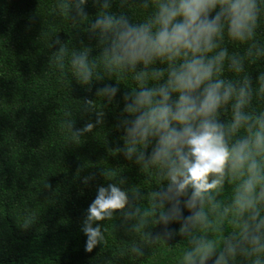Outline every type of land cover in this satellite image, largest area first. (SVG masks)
<instances>
[{
    "label": "trees",
    "instance_id": "16d2710c",
    "mask_svg": "<svg viewBox=\"0 0 264 264\" xmlns=\"http://www.w3.org/2000/svg\"><path fill=\"white\" fill-rule=\"evenodd\" d=\"M61 2L0 0V264H173L192 251L198 239L215 242L217 252L223 251L239 232L232 223L234 214L224 211L232 203L234 185L226 181L219 192L211 193L214 199L203 204L206 228L197 224L180 231L183 218L191 214L184 207L185 198L179 205L180 217L167 222L161 218L172 202L157 195L168 187L160 166L137 163L135 155L128 160L122 152L113 154L124 147L123 129L117 124L122 118V94L137 87L134 73L124 74L111 103L96 96L104 84H116V76L103 67L104 44L89 32L98 7L87 0L84 18L74 12L61 14L56 7ZM111 10L139 23L151 6L144 9L141 0H127L121 7L119 0H113ZM57 38L60 44L55 43ZM256 39L264 42V19ZM61 46L69 50L63 69L53 62ZM225 46L230 53L244 50L227 39ZM85 47L91 49L89 61L97 65L94 77H103L94 78L91 85L79 84L68 63L73 50ZM165 66L157 62L148 71ZM246 70L255 87L264 59L246 65ZM85 99L94 101L96 111L103 109L104 120L91 132L76 136V129L96 120L95 111H85ZM247 110L264 111V99L254 96ZM218 118L227 123L230 113ZM243 134L241 130L238 135ZM104 171L116 175L107 179ZM85 177L92 179L84 183ZM109 183L128 193L129 204L111 219L94 222L105 240L89 252L83 221L98 187ZM137 208L134 216H125ZM133 247L142 254L133 252ZM260 255L264 259V253ZM255 258L238 249L228 264H252Z\"/></svg>",
    "mask_w": 264,
    "mask_h": 264
},
{
    "label": "clouds",
    "instance_id": "9594fccd",
    "mask_svg": "<svg viewBox=\"0 0 264 264\" xmlns=\"http://www.w3.org/2000/svg\"><path fill=\"white\" fill-rule=\"evenodd\" d=\"M112 2L93 0L98 12L89 32L104 44V69L116 76L115 85L104 84L95 95L111 103L126 72L134 73L137 82V87L122 94L124 106L117 128L123 129L125 143L113 154L122 152L128 160L135 155L137 163L160 166L168 187L157 195L172 202L161 218L167 222L180 217L181 198L191 212L183 218L181 232L189 225L208 227L203 204L211 202V193L219 192L226 181L234 185L232 203L224 211L234 214L232 223L239 229L235 242L229 241L217 252L215 242L198 239L195 248L185 253L183 264L209 260L228 264L238 249L256 257L252 264H264L260 255L264 253V111L247 110L254 96L264 99V71L256 77L254 87L246 70V65L264 59V42L256 39L264 19V0H141V7L151 6V12L139 23L112 11ZM86 3L62 0L56 7L61 14L74 12L87 18ZM126 3L119 0L121 7ZM225 39L243 45V52L230 53ZM55 43L61 42L57 38ZM90 51L88 47L73 50L68 59L72 75L81 85L103 79L94 77L97 65L89 61ZM68 52L61 46L53 57L61 69ZM157 62L166 66L149 72ZM138 65L142 66L139 71ZM84 105L85 111H95L96 120L76 129V136L91 132L104 120L103 109L96 111L93 100L85 99ZM222 113H230L227 123L218 118ZM241 130L244 134L238 135ZM103 175L111 179L116 173L104 171ZM90 179L85 177L84 183ZM128 204V193L116 183L98 187L83 221L86 251L105 240L101 226L93 227L94 222L111 219ZM132 251L142 254L138 247Z\"/></svg>",
    "mask_w": 264,
    "mask_h": 264
},
{
    "label": "rangeland",
    "instance_id": "374dc122",
    "mask_svg": "<svg viewBox=\"0 0 264 264\" xmlns=\"http://www.w3.org/2000/svg\"><path fill=\"white\" fill-rule=\"evenodd\" d=\"M185 255V254H184ZM184 255L180 256L179 258H177L173 264H183V257ZM206 264H212V261L209 260L206 262Z\"/></svg>",
    "mask_w": 264,
    "mask_h": 264
}]
</instances>
